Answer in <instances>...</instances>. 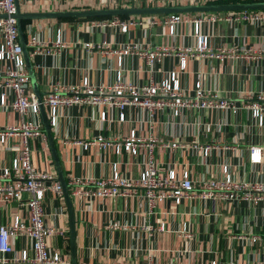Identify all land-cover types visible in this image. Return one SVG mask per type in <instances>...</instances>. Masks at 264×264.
Instances as JSON below:
<instances>
[{
	"label": "crops",
	"instance_id": "crops-1",
	"mask_svg": "<svg viewBox=\"0 0 264 264\" xmlns=\"http://www.w3.org/2000/svg\"><path fill=\"white\" fill-rule=\"evenodd\" d=\"M219 0H17L21 13L79 11L109 8H151L183 5L218 4ZM264 1V0H262ZM227 3V2H225ZM226 11H221V15ZM192 16L198 12H177ZM209 13V12H206ZM170 13H141L107 16L122 20L163 18ZM94 18H36L22 19L25 42L31 35L47 45L50 52L33 54L28 48L34 71V85L41 95L47 94L53 84L78 83L84 77L93 85L112 84L117 73L139 88L149 83L150 77L159 81L177 72L181 88L187 95L193 93L200 81L204 88L221 97L235 100L236 111L219 108L182 109L171 115L168 109L158 111L152 119L139 107L126 106L125 118L118 120L119 110L98 105H71L58 109V122L50 126L61 172L69 182L73 178H108L113 169L120 175L137 178L145 168L149 156L161 173L172 169L177 176L184 171L199 185L203 180L223 178V167L234 180L264 181V123L259 125L246 106L254 95L264 90V21L254 24L236 21L205 22L201 31L208 34L210 45L231 49L224 60L187 56L186 67L180 69L179 56H164L148 68L136 54L119 55L110 50L127 43L140 45H193L195 38L191 24L178 26L171 36L163 26L134 24L126 31L119 27H91ZM60 35L62 45L54 49L52 42ZM86 42L102 44L87 49ZM245 50H244V49ZM107 51V52H106ZM4 91L6 106L0 108V130L17 125L18 113L8 106L13 94ZM35 93V92H34ZM36 95V94H35ZM1 99V96H0ZM107 118L99 119L101 111ZM151 121V122H150ZM42 124V120H41ZM43 129V124H42ZM131 130L138 136L157 142L142 145L136 154L124 149L116 153L113 146L98 143L84 147L83 142L102 136L113 143L123 142ZM43 136L30 140L32 165L58 180L57 170L43 129ZM150 141L147 140V143ZM177 142V147L168 144ZM209 145L207 155L200 147ZM261 148V161H249V148ZM21 146V139L8 136L0 141V166H9ZM69 192V191H68ZM142 190L132 197L78 198L70 194L74 211V242L76 264L123 263L144 261L152 257L161 263L209 264H264V200H217L214 205L200 198L185 199L180 204L164 203L151 212ZM26 198V194L23 195ZM44 220L47 225L65 230V236L47 238L49 250H58L71 262L69 246V216L62 195L47 192L44 200ZM19 215L26 220L28 210L16 200H0V223L5 224ZM186 225V231L184 226ZM150 226L151 230L146 229ZM163 229H158L161 227ZM184 228V229H183ZM186 232L190 236L186 235ZM257 236L256 240H252ZM21 243L20 245H22ZM19 245V244H18ZM3 264V263H0ZM4 264H18L8 261Z\"/></svg>",
	"mask_w": 264,
	"mask_h": 264
},
{
	"label": "built area",
	"instance_id": "built-area-1",
	"mask_svg": "<svg viewBox=\"0 0 264 264\" xmlns=\"http://www.w3.org/2000/svg\"><path fill=\"white\" fill-rule=\"evenodd\" d=\"M262 0H239L237 2H260ZM229 3H233L230 0ZM236 3V2H235ZM17 3L16 0H0V90L6 89L13 94L8 104L9 108L18 113L20 121L17 125L7 126L0 130V141L4 142L8 136H16L21 139V146L12 159L9 166H0V200H16L28 210L27 219L19 215L13 217L9 223H0V263L13 261L18 264H71L58 250H49L46 239L56 236H65V230L58 226L47 225L44 220V200L47 192L62 195L60 182L47 172L37 170L31 162L30 140L43 136L40 117V106H43L50 126L58 122V109L71 105H100L119 110V121L125 118L124 108L134 106L147 112L149 118L163 109H168L173 116L179 115L182 109H205L219 108L222 110L236 111L240 108L235 100L219 96L216 92L204 88L200 81H196L193 93L187 95L180 86L177 72L172 71L169 78L159 81L151 77L149 83L139 88L136 84L123 79L120 72L115 81L110 85H93L87 77L81 82L70 84H53L51 90L43 95L40 100L29 89L30 76L19 39L17 26ZM246 20L254 24L264 21V9L262 10H231L221 15L219 12H198L190 16L170 13L163 18L153 16L148 22L140 19L122 20L116 17L101 18L90 23V26L119 27L126 31L130 25L144 24L159 25L166 28L171 36L177 35L180 24H191V35L195 38V44L182 45H154L147 47L136 42L127 43L119 49L110 50L121 56L136 54L149 68L155 61H160L164 56H179V67H186L187 56H199L207 59L224 60L232 52L231 49H223L210 45L209 36L201 31V25L205 22ZM26 45L32 47V53L41 51L50 52L51 49L43 42L37 40L33 34ZM50 45L54 49L62 45L58 33L54 42ZM87 49L100 48L102 44L86 42ZM244 49V48H243ZM245 50V49H244ZM107 52V51H106ZM0 108L6 106L5 93L2 91ZM246 106L251 110L257 123H264V90L256 93ZM106 111H101L99 119L106 120ZM151 122V121H150ZM147 140L150 141L147 143ZM157 142L156 138L148 139L138 136L135 130H131L123 142L116 143L105 140L98 136L90 142H83L84 147L98 143L102 147L113 146L116 153L121 150L136 154L142 145L152 146ZM177 142L168 144V147H177ZM204 155H207L210 146L200 147ZM261 148L252 145L249 148V161L259 163L261 161ZM223 178L205 179L199 185L190 178L189 173L184 171L179 177L172 169L161 173L155 167L152 156L139 173L137 178H129L120 175L118 170L113 169L112 176L108 178H73L67 182V188L71 195L78 198L92 197H132L137 190H142L143 197L151 212L158 205L173 202L180 204L185 199L200 198L210 201L213 205L217 200H245L257 202L264 200V181L247 182L234 180L228 172V166L223 167ZM26 194V198L23 195ZM146 229L151 230L150 226ZM186 231V225L184 226ZM183 228V229H184ZM158 229H163L162 226ZM187 236H190L186 232ZM253 236L252 240H256ZM23 243L22 245H20ZM19 244V245H18ZM78 264H88L79 262ZM100 264H175L170 262L161 263L148 257L144 261H125L123 263L104 262ZM209 264H219L212 260Z\"/></svg>",
	"mask_w": 264,
	"mask_h": 264
},
{
	"label": "water",
	"instance_id": "water-1",
	"mask_svg": "<svg viewBox=\"0 0 264 264\" xmlns=\"http://www.w3.org/2000/svg\"><path fill=\"white\" fill-rule=\"evenodd\" d=\"M17 3V0H16ZM264 9V1L260 2H236V3H221V4H199V5H183V6H172V7H151V8H109V9H93V10H79V11H51V12H30L21 13L19 11L17 3V26L19 31V39L22 44L24 57L26 60L29 76L31 82L34 84L35 75L32 69L31 61L29 59L28 48L25 42V38L22 31L21 20L22 19H36V18H91V17H107V16H120V15H132L141 13H177V12H221L231 10H262ZM34 92L38 98L41 99V95L37 91L34 85ZM40 117L43 124V129L48 139L49 148L52 153V157L55 163V168L58 174V181L62 186L63 197L69 216V246L71 251V264H76L75 255V234H74V211L72 206V200L68 192L67 183L61 172V167L56 152V148L53 141L52 130L47 119V114L43 106H40Z\"/></svg>",
	"mask_w": 264,
	"mask_h": 264
},
{
	"label": "trees",
	"instance_id": "trees-1",
	"mask_svg": "<svg viewBox=\"0 0 264 264\" xmlns=\"http://www.w3.org/2000/svg\"><path fill=\"white\" fill-rule=\"evenodd\" d=\"M237 1H239V0H232L233 3L237 2ZM225 2L229 3L230 0H219L218 4L225 3ZM209 13H212V12H209ZM91 18H94V17H91ZM102 18H104V17H102Z\"/></svg>",
	"mask_w": 264,
	"mask_h": 264
}]
</instances>
